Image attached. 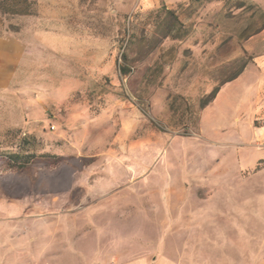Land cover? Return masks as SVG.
Wrapping results in <instances>:
<instances>
[{
  "label": "rangeland",
  "instance_id": "obj_1",
  "mask_svg": "<svg viewBox=\"0 0 264 264\" xmlns=\"http://www.w3.org/2000/svg\"><path fill=\"white\" fill-rule=\"evenodd\" d=\"M21 30L0 264H264V0H0Z\"/></svg>",
  "mask_w": 264,
  "mask_h": 264
},
{
  "label": "crops",
  "instance_id": "obj_2",
  "mask_svg": "<svg viewBox=\"0 0 264 264\" xmlns=\"http://www.w3.org/2000/svg\"><path fill=\"white\" fill-rule=\"evenodd\" d=\"M21 33H28V30L0 35V88L8 87L15 75L29 63L25 60L27 46L18 36Z\"/></svg>",
  "mask_w": 264,
  "mask_h": 264
},
{
  "label": "trees",
  "instance_id": "obj_3",
  "mask_svg": "<svg viewBox=\"0 0 264 264\" xmlns=\"http://www.w3.org/2000/svg\"><path fill=\"white\" fill-rule=\"evenodd\" d=\"M247 57V56H246ZM247 61H245L242 65H241V67L239 68V70L232 76V78L231 79H229L228 81H231V80H233V79H235L236 77H238L241 73H242V71L244 70V68H245V66L247 65V63H248V61H252V58L251 57H247ZM216 90L215 91H213V93H212V95H211V97H210V99H208L205 103H204V106H206L213 98H214V96H215V94H216ZM10 156H12L14 159H17V158H19V157H21L19 154H17V153H13V154H10Z\"/></svg>",
  "mask_w": 264,
  "mask_h": 264
}]
</instances>
